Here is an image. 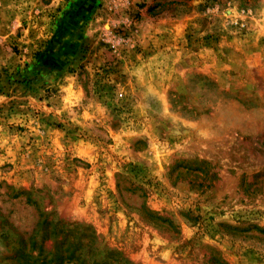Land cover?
<instances>
[{
	"label": "rangeland",
	"instance_id": "rangeland-1",
	"mask_svg": "<svg viewBox=\"0 0 264 264\" xmlns=\"http://www.w3.org/2000/svg\"><path fill=\"white\" fill-rule=\"evenodd\" d=\"M45 262L264 264V0H0V264Z\"/></svg>",
	"mask_w": 264,
	"mask_h": 264
},
{
	"label": "trees",
	"instance_id": "trees-1",
	"mask_svg": "<svg viewBox=\"0 0 264 264\" xmlns=\"http://www.w3.org/2000/svg\"><path fill=\"white\" fill-rule=\"evenodd\" d=\"M70 257L72 258L71 255H70ZM55 258H57V259L55 260ZM59 258H62L61 254H57V255L54 257V260L57 261V260H59ZM55 261H53V260L51 259V261H49V262H55ZM46 263H47V262H45L44 264H46ZM41 264H43V263H41Z\"/></svg>",
	"mask_w": 264,
	"mask_h": 264
}]
</instances>
